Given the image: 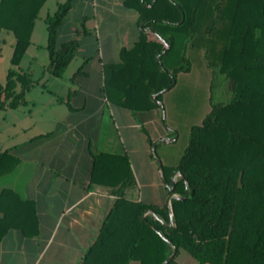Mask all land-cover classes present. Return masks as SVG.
<instances>
[{
	"label": "trees",
	"instance_id": "16d2710c",
	"mask_svg": "<svg viewBox=\"0 0 264 264\" xmlns=\"http://www.w3.org/2000/svg\"><path fill=\"white\" fill-rule=\"evenodd\" d=\"M45 1L0 0V33L11 32L15 38L12 67L0 84V110L26 103L32 80L16 67ZM71 2L58 3L45 18L48 67L55 77L63 75L78 47L76 38L57 42ZM124 4L138 11L141 32L132 47L120 50V63L104 65L106 93L114 89L123 97L121 103L133 109L160 107L157 101L175 84L176 74L190 70L187 51L203 49L213 76H222L227 99L212 103L201 123L191 127L176 163L160 160L169 205L124 197L134 184L125 159V175L114 184L117 198L80 264H161L173 252L167 264H175L180 250L200 264H264V0ZM144 28L156 38L147 39ZM167 64L173 65L171 71ZM108 156L93 155L92 182L99 180L98 165ZM16 162L9 150H0V173ZM173 194L180 198H171ZM9 229L36 235V207L13 189L2 188L0 239Z\"/></svg>",
	"mask_w": 264,
	"mask_h": 264
},
{
	"label": "crops",
	"instance_id": "0c3cea01",
	"mask_svg": "<svg viewBox=\"0 0 264 264\" xmlns=\"http://www.w3.org/2000/svg\"><path fill=\"white\" fill-rule=\"evenodd\" d=\"M138 20V11L126 6L124 0H72L58 27L57 42L78 40L70 61H78L76 68L66 80L48 89L50 98L41 103L32 101L24 115L33 118V113L41 112L39 128L45 125L44 119H53L51 125L32 133L36 121L23 125L21 130L28 135L22 141L0 146L17 158L10 170L0 173V190L11 188L20 198L32 200L38 221V233L32 237L17 229L5 233L0 239V264H80L117 198L114 184L125 175V159L134 184L125 189L124 197L169 205L161 167L153 164L148 154L151 143L164 138V133L161 130L150 137L149 131L143 130L144 123L151 132L160 127L161 107L133 109L121 103L123 97L114 89L105 91L103 67L120 63V50L138 40ZM143 31L147 39L157 36L148 28ZM4 32L0 33L1 43L5 42ZM32 34L25 53L33 44ZM46 41L47 34L45 46ZM137 140L145 146H136ZM139 151L144 152L141 165H145V172H154V178L138 173L133 155ZM98 153L111 157L101 160L99 180L92 182L93 155ZM194 260L181 255L176 264H193Z\"/></svg>",
	"mask_w": 264,
	"mask_h": 264
},
{
	"label": "rangeland",
	"instance_id": "374dc122",
	"mask_svg": "<svg viewBox=\"0 0 264 264\" xmlns=\"http://www.w3.org/2000/svg\"><path fill=\"white\" fill-rule=\"evenodd\" d=\"M62 1L46 0L39 10L32 31L33 44L28 52L23 55L18 67H16L17 69L19 68L18 70H23L32 80L31 88L25 93L28 105L22 104L21 107L11 111L0 110V146H9L22 141L28 135L21 130L23 125H29L34 121L37 122L35 128L30 130V133L51 125L53 119L51 121L44 119L42 123H45V125L39 128L41 121L39 114L41 112L33 113V118H25L24 115L32 107V101L41 103V101L50 98L52 94H49L48 89L53 88L55 82L66 80L76 68L78 61H72L61 77L52 76L49 72L48 51L44 45L46 37L45 15L46 13L52 14L56 10L57 4ZM2 36L5 42L1 43L0 40V84H5L7 71L12 67L10 57L12 54V43L15 38L11 32H4ZM39 43H41V46L38 45ZM186 57L190 70L178 72L175 84L162 93L160 107L162 109L163 123L160 124V127L154 128L153 132L150 131V127L145 123L143 125L144 132L148 130L150 137H154L153 133L161 130L164 133V138L158 141L154 140L148 150L153 164L158 165V167H160V160L169 164L176 163L188 144L191 127L201 123L204 116L209 112L212 103L227 99L224 87H222V76L220 74L213 76L211 67H208L203 55V49H199L197 52L189 49ZM182 64L184 65L185 63L183 62ZM166 67L171 71L173 65L167 64ZM12 121L15 122V125L12 124ZM136 142V146H145V144H142L143 142L140 143L138 140ZM143 153L139 151L133 155L136 169L143 178L145 175H147V178H154L155 173L149 172L150 170L145 172V165L140 163L142 162L140 156ZM159 177L161 179L160 172ZM181 255L190 258V260L192 258L183 250L179 251L176 258ZM130 264H135V262ZM193 264L200 263L194 260Z\"/></svg>",
	"mask_w": 264,
	"mask_h": 264
},
{
	"label": "water",
	"instance_id": "95a60500",
	"mask_svg": "<svg viewBox=\"0 0 264 264\" xmlns=\"http://www.w3.org/2000/svg\"><path fill=\"white\" fill-rule=\"evenodd\" d=\"M179 174H180V173L177 172V173L174 175L173 180H172V184H173V182H174L176 176L179 175ZM171 187H172V186H171ZM186 196H188L187 193L185 194V197H186ZM172 197H179V198H180V196H178V195H176V194L171 195V198H172ZM169 204H170V203H169ZM169 214H170V219H171V221H172V211H171L170 206H169ZM173 255H174V252H173L172 254H170V256H169L166 260H164L161 264H167V263L172 259Z\"/></svg>",
	"mask_w": 264,
	"mask_h": 264
}]
</instances>
